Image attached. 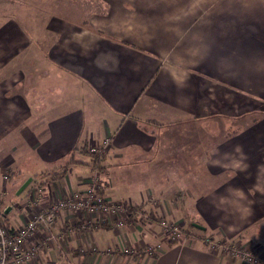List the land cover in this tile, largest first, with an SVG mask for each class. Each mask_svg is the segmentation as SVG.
Wrapping results in <instances>:
<instances>
[{
    "label": "crops",
    "instance_id": "1",
    "mask_svg": "<svg viewBox=\"0 0 264 264\" xmlns=\"http://www.w3.org/2000/svg\"><path fill=\"white\" fill-rule=\"evenodd\" d=\"M160 20L119 11L91 15L80 25L58 18L50 25L53 35L46 52L42 51L45 59L39 58L37 45L23 42L17 58L9 61L11 48L0 45L4 222L19 227L57 199L83 192L92 173L85 151L105 137L110 144L102 161L103 193L108 200L142 213H115L109 215V222L94 221L91 229L80 231L73 226L76 214L62 211L51 230L65 232L63 237L45 243L46 230L38 228L24 245L41 247L23 264H65V259L80 264H231L218 251L207 249L202 240H189L185 232L176 242L158 243L163 238L160 219H173L183 229L184 211L199 214L198 197H209L223 184L216 182L204 154L200 161L192 152L198 144L188 146L182 140L201 131L204 125L197 120L209 108L201 98L209 87L196 79L200 74L195 65L200 66L199 55L205 48L210 52V32L198 28L192 38L180 41L173 57L191 59L185 66H174L165 62L173 52L169 49L173 39L160 36L158 30L153 37L152 27L160 25ZM180 25L184 30V24ZM11 31L1 30L0 41ZM188 51L196 56L184 57ZM30 53L36 56L30 59ZM167 129L177 130L180 137L172 141ZM185 146L190 153H184ZM55 171L54 179L44 175ZM38 186L43 192L33 203ZM189 221L195 227L194 220ZM148 243L159 244L155 254L141 251ZM93 246L99 252H93ZM109 247L111 253L105 254ZM120 247L135 251L119 254L116 248ZM261 253L264 259V247Z\"/></svg>",
    "mask_w": 264,
    "mask_h": 264
},
{
    "label": "rangeland",
    "instance_id": "2",
    "mask_svg": "<svg viewBox=\"0 0 264 264\" xmlns=\"http://www.w3.org/2000/svg\"><path fill=\"white\" fill-rule=\"evenodd\" d=\"M117 11L160 18L161 26L152 27L153 37L158 30L160 36L173 39L169 46L173 52L165 62L174 66H185L191 59L173 57L180 41L192 38L198 28L210 32V52L205 48L199 55L200 66L195 65L200 74L196 79L209 87L203 91L207 97L201 94L209 108L197 120L204 125L201 131L182 140L190 143L188 146L198 144L192 152L199 160L204 154L216 182L223 184L209 197H198L199 214L184 211L183 230L189 240H202L207 249L218 251L231 264H264V0H0V31L12 30L5 33L0 45L11 48L9 61L17 58L23 42L37 45L39 58L45 59L42 51L46 52L47 41L53 35L50 25L58 18L80 25L91 15ZM188 49L197 50L191 46ZM188 52L189 56L184 57L196 56ZM33 56L30 53V59ZM167 135L172 141L180 137L177 130L167 129ZM189 150L186 146L183 149L184 153ZM189 220H194L195 227H208L198 230ZM106 249L103 252L109 254ZM123 249L116 248L119 254ZM241 254L253 256L254 262Z\"/></svg>",
    "mask_w": 264,
    "mask_h": 264
},
{
    "label": "built area",
    "instance_id": "3",
    "mask_svg": "<svg viewBox=\"0 0 264 264\" xmlns=\"http://www.w3.org/2000/svg\"><path fill=\"white\" fill-rule=\"evenodd\" d=\"M110 144V138L105 137L98 145L89 147V151L100 156L106 152ZM43 189L41 187L35 188L32 202L36 203ZM62 211L73 212L78 218H83L85 224L82 229L86 231L91 229L92 223L90 221L96 220L98 222H109V215L125 213V205L122 202L108 200L103 193V184L101 183L100 173L93 170L91 174L90 184L83 191L75 194L63 196L48 206L42 208L40 211L29 217L21 226L9 230L4 224L0 222V264H22L28 262L35 256L37 245L30 248L25 247L26 239L40 226L43 225L46 230L44 242L49 243L51 240L62 236L61 234H54L49 226L54 222L55 217ZM123 220L116 222L118 225L122 224ZM159 228L163 238L169 242L174 241L180 235V226L178 223L160 219L158 222ZM142 251L147 255L155 254L159 245H143ZM93 252H99L98 248L93 246ZM109 253L111 249H106ZM134 249L124 248L123 252L133 253ZM234 254H238L239 250H232ZM247 260L254 262L253 256L241 254Z\"/></svg>",
    "mask_w": 264,
    "mask_h": 264
},
{
    "label": "trees",
    "instance_id": "4",
    "mask_svg": "<svg viewBox=\"0 0 264 264\" xmlns=\"http://www.w3.org/2000/svg\"><path fill=\"white\" fill-rule=\"evenodd\" d=\"M199 120V119H198ZM86 153H89V155H90V164H91V166H92V172H93V170H97L99 173H100V177H101V183L103 184V182H104V171H105V166L102 164V161H103V159L105 158V153H103V154H101L100 156H97L96 154H94V153H92V152H90L89 151V147H88V149L85 151ZM186 154V153H185ZM201 161V160H200ZM185 166H186V168L188 167V165H189V161H188V164H187V162H185V164H184ZM184 166V167H185ZM189 167H191V166H189ZM49 175V180L50 179H54V177L56 176V174H57V172L55 171V172H51V173H45L44 175ZM92 174V173H91ZM45 183V180H44V182H41L40 184H44ZM38 187H40V186H38ZM37 188V187H36ZM34 191H35V189H34ZM116 202H119V201H116ZM2 203V198L0 197V208H1V206L3 205V204H1ZM123 203V202H122ZM124 205H125V213H127V212H133V213H137V214H142L140 211L141 210H139L138 208H133V207H130L129 205H127V204H125V203H123ZM1 211H2V213H0V220H3V216H4V212H3V209H1ZM0 211V212H1ZM5 220H3V222H1L2 224H4L9 230H13V229H15V228H17V227H10L9 225H7L5 222H4ZM96 221V220H95ZM85 222V220L83 219V218H76L75 219V221L73 222V226L77 229V230H80V231H86L85 229H82V226L85 224L84 223ZM93 222H94V220H92V221H90V223H92V224H90L91 225V227H92V225H93ZM159 222V221H158ZM105 222H103V224H104ZM24 224V223H23ZM103 224H101V225H103ZM190 225H191V223H190ZM40 227H42V228H44V226L43 225H40L38 228H40ZM37 228V229H38ZM36 229V230H37ZM49 229H51V225L49 226ZM35 230V231H36ZM65 233V232H64ZM181 233H184V230L180 227V235L179 236H181ZM178 236V237H179ZM178 237H177V239H178ZM177 239H175L174 241H176ZM173 241V242H174ZM44 244H42V246H43ZM41 246H38L37 245V251L35 252V255L38 253V251H39V248H40ZM133 249V248H132ZM140 249V248H139ZM111 251H112V249H111ZM133 251H135V250H133ZM142 251V250H141ZM111 253V252H110ZM122 253H125V252H122ZM134 253V252H133ZM133 253H128V254H133ZM144 253V252H143ZM256 264L258 263L257 261L255 262ZM255 263H252V264H255ZM23 264V263H22Z\"/></svg>",
    "mask_w": 264,
    "mask_h": 264
},
{
    "label": "water",
    "instance_id": "5",
    "mask_svg": "<svg viewBox=\"0 0 264 264\" xmlns=\"http://www.w3.org/2000/svg\"><path fill=\"white\" fill-rule=\"evenodd\" d=\"M25 184H27V182H25ZM25 184H24L22 187H24V186H25Z\"/></svg>",
    "mask_w": 264,
    "mask_h": 264
}]
</instances>
